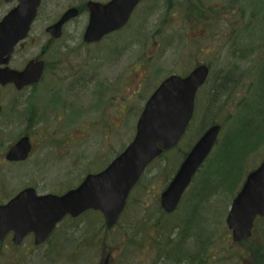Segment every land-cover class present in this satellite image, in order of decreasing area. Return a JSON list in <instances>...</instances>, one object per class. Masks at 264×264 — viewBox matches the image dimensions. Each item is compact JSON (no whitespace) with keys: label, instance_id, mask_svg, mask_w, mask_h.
I'll list each match as a JSON object with an SVG mask.
<instances>
[{"label":"rangeland","instance_id":"374dc122","mask_svg":"<svg viewBox=\"0 0 264 264\" xmlns=\"http://www.w3.org/2000/svg\"><path fill=\"white\" fill-rule=\"evenodd\" d=\"M87 1L108 0H43L28 38L12 56L10 68L21 70L45 51L48 68L37 85L22 92L0 88V205L27 186L40 195L62 194L103 170L131 142L144 103L170 75L184 76L205 64L209 80L196 96L183 139L145 171L114 229L104 232L98 214L65 220L44 248L0 254V264H100L105 255L106 264H264L253 256L257 248L264 254V218L242 243L232 241L225 223L244 176L264 151V145L250 151L251 132L243 146L198 170L173 214L159 209L181 154L210 125L213 105L221 104L214 107L223 127L219 140L246 118L252 128L263 119L254 114H264V0H143L120 31L95 45L82 43L87 14L51 43L45 28ZM198 4L200 21L189 15ZM15 5L0 0V19ZM23 136L30 139L31 154L22 163H7L6 151ZM208 173H214L213 190L193 209L192 195L205 186ZM24 243L33 246L29 239ZM57 246L63 251L50 252ZM78 247L87 249L75 260Z\"/></svg>","mask_w":264,"mask_h":264},{"label":"water","instance_id":"95a60500","mask_svg":"<svg viewBox=\"0 0 264 264\" xmlns=\"http://www.w3.org/2000/svg\"><path fill=\"white\" fill-rule=\"evenodd\" d=\"M13 1L3 0L6 4ZM15 1L16 5L0 20V87L12 85L21 91L40 81L43 61H29L21 71L8 66L15 47L27 38L42 0ZM140 1L88 2V23L82 41L97 43L122 29ZM77 15L76 9L66 10L45 33L58 40L63 26ZM208 73V68L200 65L186 77L166 78L146 101L131 143L103 171L86 176L77 188L62 196H37L33 188H26L0 206V240L12 232L13 242L19 244L31 233L34 244L41 245L65 216L75 219L89 210L100 213L107 228L113 227L146 167L162 152L171 150L185 133L193 115L195 95ZM219 130L214 125L200 137L160 194V208L165 213L177 208L185 189L212 150ZM30 151L29 139L22 137L4 158L8 162H23ZM257 217L264 218V153L261 164L247 175L229 208L225 223L234 243L251 236Z\"/></svg>","mask_w":264,"mask_h":264},{"label":"trees","instance_id":"16d2710c","mask_svg":"<svg viewBox=\"0 0 264 264\" xmlns=\"http://www.w3.org/2000/svg\"><path fill=\"white\" fill-rule=\"evenodd\" d=\"M201 6H203V5H199V4L198 5H191V8H190L191 10L189 11V15L190 16L193 15V14L196 15V18L198 19V21H200L201 18H202V12L200 10ZM261 50H264V46H263V48ZM260 51H258V53ZM255 66H256V64H254L252 66V68L250 69V70H252L253 73L256 70V67ZM245 93H249V92H247V90H246ZM214 107L216 109L217 108H220L221 109V104H219L217 107H216V105L215 106L213 105L212 109H209L208 112H211V115L209 116V124L217 123V119L215 118L216 111H215ZM236 107L238 109V106H236ZM256 116H257V118H259L260 116H262L263 119L261 121L255 122V127L252 128L250 126V124H249L250 121H248L247 118H246L241 123V125L239 126V128L236 131H231V133L228 132V133H226V135L222 139L218 140V142L216 144L215 151L213 150V152L211 153V155H210L209 159L206 161V163L209 162L212 157H214V159H216V160H219L221 158L222 154H226V153L229 154L231 152L230 150H232L234 148L236 150L237 148H240L241 146H243L244 140H247L246 137H247V135L250 132L252 133V135L254 137V141H251L250 142L251 144L249 143L250 144L249 147L251 148L250 149L251 152L257 150L258 149L257 146L264 145L263 144L264 143V114H259V115L254 114V117H256ZM221 133H223V127L221 129ZM167 153L168 152H165L161 156L167 155ZM181 155H182V159H183L185 157L186 153L183 152ZM143 175H142V177H143ZM142 177H141V179H142ZM213 177H214V173L204 174L202 183L205 186L201 190L199 189L200 192L198 194H193L192 195V197L194 199H196V202H194L193 205H192V208L193 209H195L197 207L198 200L201 201L202 198H206L212 192V190H213V184H214ZM207 189H211V190L209 192H206ZM234 193H235V191L231 195L232 197H233ZM159 209H160V207H159ZM160 211L164 215V213L162 212L161 209H160ZM259 249L260 250H258V248L256 249L257 251L253 254V256L258 261H263V263H264V254L262 255L261 252H260V251H262V249L261 248H259Z\"/></svg>","mask_w":264,"mask_h":264},{"label":"flooded vegetation","instance_id":"af4514ba","mask_svg":"<svg viewBox=\"0 0 264 264\" xmlns=\"http://www.w3.org/2000/svg\"><path fill=\"white\" fill-rule=\"evenodd\" d=\"M111 0H108L107 2H105V3H101V4H107V3H109ZM42 2H43V0L41 1V4H40V7H41V5H42ZM88 2H95V1H87V2H83L81 5H76V6H74V7H69L68 9H70V8H73V9H76L77 11H78V15H77V17L76 18H74L73 20H71V21H69L67 24H65L64 26H63V28H62V31H61V37L58 39V40H52V39H50L49 38V41L51 42V43H55V42H58L59 40H61V38L64 36V34H65V28L67 27V26H69V25H71V24H73L72 22H74L76 19H78L80 16H82L83 14H87V16H88V11H87V7H86V5H87V3ZM141 4V3H140ZM139 4V5H140ZM138 5V6H139ZM138 6L135 8V9H137L138 8ZM39 7V8H40ZM67 9V10H68ZM135 11V10H134ZM133 11V12H134ZM62 15V14H61ZM57 21V20H56ZM55 22H53L52 24H54ZM52 24H50V25H52ZM50 25H48V26H50ZM87 25V24H86ZM86 25H85V27H84V29H83V33H84V31H85V28H86ZM47 26V27H48ZM46 27V28H47ZM45 28V29H46ZM45 32V31H44ZM83 33H82V36H83ZM114 34V33H113ZM110 35H112V34H110ZM109 35V36H110ZM48 36V35H47ZM49 37V36H48ZM108 37V36H107ZM82 39V38H81ZM105 39V38H104ZM103 39V40H104ZM82 43L84 44V45H86V46H91V45H95V44H97V43H91V44H86V43H84L83 41H82ZM42 56H41V60L43 61V63H44V71H43V75H44V73H45V71L47 70V68H48V66H47V63L42 59L43 58V56H44V51L42 52V54H41ZM43 75H42V77H43ZM94 80V76L91 74V76H90V82L91 81H93ZM9 86H11V85H9ZM12 87V86H11ZM13 88V87H12ZM29 88H31V87H29ZM29 88H24V89H22L21 91H19V92H22V91H24V90H26V89H29ZM14 89V88H13ZM15 90V89H14ZM16 91V90H15ZM17 92V91H16ZM31 143V142H30ZM32 152V145H31V151H30V153ZM255 168H257V166L255 167ZM28 187H31V186H27V187H24L25 189L26 188H28ZM24 188H22V189H24ZM21 189V190H22ZM20 190V191H21ZM18 193V192H17ZM16 193V194H17ZM16 194H14L13 196H11L10 194L9 195H7L6 196V199H7V201H9L10 199H12ZM38 194V193H37ZM63 194V193H62ZM62 194H59V196L60 195H62ZM40 195V194H39ZM3 196V195H2ZM6 201V202H7ZM67 218L68 217H65L64 219H63V221H65V220H67ZM258 220V219H257ZM12 237H13V235H12V233H9V234H7L3 239H2V241H0V254H11V253H17V252H22V253H24V254H26V253H28V251L29 250H31V249H34V250H38V249H41V248H44L42 245L41 246H29V245H26L24 242L26 241V240H31L32 241V244H33V236L32 235H28L27 237H25L24 239H23V241L19 244V245H15L14 243H13V240H12ZM52 238V237H51ZM51 250H50V252H58V251H63V249H61V248H58V247H52V248H50ZM85 249H87L86 247H78V248H74L73 249V254L75 255V260H78V256H79V251L80 250H85ZM65 250V249H64ZM106 257H107V255H105ZM104 256V257H105ZM109 259H110V256H109V258H108V262H109ZM109 264H111V263H109Z\"/></svg>","mask_w":264,"mask_h":264}]
</instances>
